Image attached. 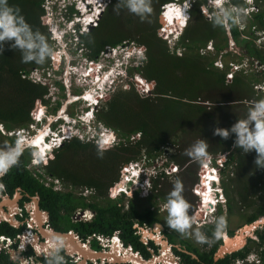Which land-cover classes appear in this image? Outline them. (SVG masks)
Here are the masks:
<instances>
[{"label":"trees","instance_id":"trees-1","mask_svg":"<svg viewBox=\"0 0 264 264\" xmlns=\"http://www.w3.org/2000/svg\"><path fill=\"white\" fill-rule=\"evenodd\" d=\"M43 1L7 0V6L20 9L26 22L31 26L35 42L41 45L37 34H42L51 51L52 42L49 39V33L41 23ZM108 1L109 4L97 25L79 37V44L87 50V57L90 60L98 58L107 47L115 48L130 42L137 47H142L145 58L141 68L137 69V73L146 82L153 84L150 96H141L130 84L128 88L119 86L111 92L106 102L99 103L94 113L95 120L116 136L118 141L112 148L101 150L91 142H81L71 138L63 141L55 150L54 160L44 167L45 173L55 178L60 177L63 183L69 186L68 192H54L45 187L38 178L33 177L26 169L30 158L29 152H26L19 157L18 164L10 168L9 177L12 183L7 182L11 184V189L8 185V193L11 194L16 187H20L28 191L31 196L38 195L42 200L41 209L50 211L53 217L59 216V212L62 211L65 216L59 224L64 223L66 227L57 228L62 231L75 230L76 226L70 222V218L77 209L88 208L97 211L96 221L80 224L79 227L91 235L99 232L101 228H106V221L110 229L105 234L111 236L117 230L130 229L131 221L127 220L128 225L125 227L120 224L123 223L121 219L131 216L142 217V219L146 217L139 215L131 202L128 203V210L121 214L124 209L121 199L123 197L116 201L107 198L104 200V198L102 201L104 205L100 206L95 202L86 203L74 192L86 188L98 190L97 195L104 197L106 185H110L114 180L111 176L115 177L118 166L138 161L142 157L158 156L168 145L173 148L179 147V136L186 135L198 141L203 140L207 145L206 154L230 152L227 171L235 168L236 172L233 177L225 176L226 180L224 181V178L222 180L225 195L230 199L237 198L238 201L235 200V204L240 202L241 207L243 205L246 207V212L239 215L243 224H250L263 216L264 169L251 167L254 162L248 161V159L252 160L253 157L249 158L252 155L256 156L255 152L243 153L240 149L233 147L234 134L227 140L213 134L216 128H230L237 119H240L241 112L245 116L252 102L261 99L253 90V87L261 80L250 82L242 73L243 71H240L238 74L234 73L232 79L227 82L228 71L218 70L213 66L212 60L205 62V57L200 55V50L204 49L209 42L213 44L214 56L225 51L228 46L227 31L217 22L218 16L213 17L211 21L205 20L200 13L203 1L198 0L190 11L191 19L188 25L178 41L170 48L167 42L158 36L157 17L160 7L174 0H150L152 11L144 19L128 12L125 0H121L119 8H116L118 0ZM230 5L236 10L234 13H237L239 7L245 3L241 0H232ZM164 21L167 22V19ZM182 25L183 23L179 24V26ZM119 26L123 28L119 30ZM228 26L232 38L237 39L241 35L245 37L243 41L241 40L244 44L245 56L251 62L257 63L260 69L264 68V46L259 48L253 41L256 38L255 33H264L263 10L252 13L248 23L240 31L232 21L228 22ZM219 37L220 42H217ZM11 43L12 41H6L5 50L3 54H0V122L7 130L26 128L31 122L30 113L36 101L42 99L47 91L42 85L24 79L22 76L30 72L33 67L47 66L50 57L46 55L43 63L21 62V53L24 50L9 49L8 45ZM38 51V48L33 50V52ZM256 74L264 78V72L259 70ZM137 80L143 82L138 77ZM57 85L61 90L63 89L61 84L57 83ZM241 88L245 92L238 94L242 91ZM210 93L214 96L221 94L223 96L214 100L212 107L206 108L203 103L210 100L207 95ZM135 135L139 136L138 139L131 140ZM13 143L14 140H10L9 145L12 146ZM101 151L102 156L98 155ZM169 160L180 170H184V173L175 179L179 178L182 183L181 196L189 205L187 210L189 216L193 208L190 188L196 182V167L194 169L187 165L192 158L182 150L177 154H171ZM186 165L187 167L184 168ZM242 183H250V185H241ZM163 184L169 185L168 182ZM237 186L243 193L235 190ZM170 187L172 190L173 185ZM156 188L161 189V186ZM258 193H260L259 196ZM152 196L155 194L153 193ZM158 197L164 198L162 194ZM249 199L253 200L248 202ZM99 219L101 224L100 221L98 223ZM145 221L157 222L152 217L143 219L142 222ZM3 228L8 229L7 225L0 226V234ZM127 232L124 231L123 234ZM209 263H211L210 257ZM215 264H229V261L221 260Z\"/></svg>","mask_w":264,"mask_h":264},{"label":"clouds","instance_id":"clouds-1","mask_svg":"<svg viewBox=\"0 0 264 264\" xmlns=\"http://www.w3.org/2000/svg\"><path fill=\"white\" fill-rule=\"evenodd\" d=\"M209 1H211L216 6L214 10L217 12V15H218L217 22L220 23L222 26L227 27L228 28L227 31L229 32L228 22L229 21H232L233 23L235 22L234 17H233L235 16V14H233V12L236 10L232 9V7L226 2V0H209ZM220 1L222 2L221 5L217 6V3ZM177 2L178 0H174L172 3H168L162 6L164 9V12H162L163 10L162 9L160 10V12L162 13L161 14L159 13L158 15L159 17L163 16L166 12V9L172 5L178 6L180 9H183V11L182 10L181 11L186 18L184 26L181 28V30L178 28L177 29L178 31L171 32V33L168 32L166 34L165 39H162V40H165L166 42L168 41L167 44L170 48H172L174 43L178 41L182 32L188 25V23L186 24V22L188 19L189 20L191 19L190 11L195 5V0H193L192 2L183 1L181 4H177ZM248 2L250 4H248ZM245 3H246L245 6L247 5L245 10H247V8L251 7L253 2L252 0H247L245 1ZM125 4L130 13L140 16L141 19H144L152 11L150 7V0H125ZM188 4H189V7H186ZM80 5L83 10L80 8ZM46 6L47 8H49V11L45 9ZM104 6H106L104 4V0H86L85 2H82V3L80 2V0H46V2L43 3L42 5L43 15L42 16L46 19V21L44 20L45 24L43 25L46 27L49 33V36H51V41L53 42L52 45H56L62 49V55H61V57L63 58L62 61L64 64L67 65V68L63 72L62 78L64 77L67 78V74L69 75L68 71H66L67 69L70 70L71 68H75V62L73 60V58H75L74 56L75 53H81L82 49H85L79 44L80 42L79 37L83 35L84 33L86 34L88 28L91 29L93 25L95 26L97 25L96 24V20H98L97 17L103 11ZM120 6H121V0H118L116 8H119ZM94 12H97L95 20L93 19ZM202 16L205 18V16H209V15L203 12ZM159 17H158V23H159ZM213 17H215L214 14L212 15V17L209 18V20L207 18V21H211ZM86 19H88V21H85ZM160 32L166 33V30H164V25H163V28L160 29ZM172 34H177L176 39L174 41L169 40ZM33 35L34 34L31 31V26L26 22L25 18L20 12V9L18 7L13 8L11 6H7V0H0V54H3L5 50L4 43L6 41H12V43L8 45L9 49L24 50L21 53V62L43 63L45 60V56L46 55L47 57L51 56L52 52L50 51L48 44L45 42L42 34H37V38L41 41V45H38L35 42ZM57 39H59L60 41L58 42ZM169 41H171L173 44L171 43L170 45ZM119 46L123 47L124 49H121V52L118 58L116 59L109 58L111 59V61L107 59V63L106 65H104V70H103V67H101V65L96 64V66L98 67L96 75L94 76L91 74L92 76L91 77L90 74L88 73L89 71H91V69L89 67H86L85 69L87 71V74H85L84 76L88 78L90 77L91 82L95 83L93 88H90V90H94L93 97L97 98L98 102L99 100L101 101L103 99V95H104L100 93L101 88L105 86H109L110 90L108 91L113 92L119 86H125L124 84H118V82H120L122 79L126 77L127 72L128 73L131 72L130 75L128 76L129 79H131L133 74L137 75L135 70L141 67V64L144 60L143 58H141V53L138 51L137 46L134 43L130 42V43H125L124 45H119ZM37 48L39 49V51L33 52V50ZM106 49L101 54L105 53ZM111 49H115V48H111ZM142 50L144 52L143 48ZM209 50L210 48L207 50H203V49L200 50V55H202L201 54L202 51L208 52ZM90 62L93 63L92 60H90ZM36 67H42V66H36ZM36 67H33V68L36 70ZM45 67L48 69L51 66L48 63V65ZM215 68H217L218 70L221 69L220 67H215ZM234 73L230 74L228 72L226 74L227 82H229L232 79V76ZM60 75L61 73H57L56 77ZM228 75H230L231 77L228 78ZM137 77L140 78L139 76ZM53 78H55V75L51 76L49 73H46V75H44V78H41V76H39L40 80L43 79L44 81L48 82V84L51 86L48 89L44 87L47 91L46 95H48L49 92L51 93L54 86H58L57 83L61 84L63 89L65 88V86L63 85V83L59 81V79L57 80ZM134 80H135L134 82H136V84L138 83V85L140 84L147 85L149 87L150 92L152 91V88H153L152 83L148 85L144 81L143 82L138 81L136 77L134 78ZM66 83H68V80L66 81ZM263 90H264V87H263ZM86 102L88 103V101ZM98 102L96 103L93 102L94 105H92V107L96 106ZM36 103L31 112L38 110L37 107L39 105L38 103L37 104ZM88 112L89 111L85 112L84 114H87ZM52 118L54 117H52L51 115L49 116L47 111L42 112L40 110L38 120H36V118L32 119L31 113H30V119H31L30 126H32V131L36 132V127L34 126V123H37V122L39 123L41 120H42V123L55 124L59 121L64 123L63 117L59 118V116H56L55 119H52ZM91 120L92 118H89V120L78 122L77 125L75 126L74 136H70L71 133H69L68 130L64 133L59 134L58 130L56 131L52 130L53 132L50 133V131L47 132V130L45 129L46 134L44 135L43 140L47 144L48 140H46V137H49V134H50L51 138L56 143H54L52 146L51 145L49 146L52 149H54V147H57L56 149H58V147L62 144L63 141L69 140L71 138L77 139V136L79 133L84 136H87L89 134H85L86 129L92 128L93 130H95L96 128L99 127L97 131V134H98L97 144H99V140H102L103 142L106 141L107 142L106 145H104L103 142L101 144H103L104 147H107L108 145L109 146L108 149L112 148L113 146L110 147L109 144H112L115 140H117L114 133L111 130L105 128L103 125L102 126L104 128L100 127L101 124L98 123L95 120V118H93L94 122ZM3 126L4 125L0 122L1 129H3ZM82 127L84 128L83 130L81 129ZM19 129L20 128H15L13 132L7 133L6 135L5 133L2 134L0 131V135H1L0 138H4L7 136L16 137L15 142L13 143V146H10V147L8 145L0 146V176H3L5 173L9 171L10 168L18 164L19 157L25 149L23 145H27L29 143V141L26 140L25 138H22V139L18 138L20 137L21 134H23V131ZM102 130H104V132H102ZM68 134L69 136H67ZM213 134L218 135L223 140H227L231 135L234 134L233 147L240 149L243 153H249V152L254 151L256 154L255 159H254L255 166L257 168L264 169V98L253 101L251 106L248 107L244 118L237 119L236 122L233 125H231L230 128L228 129L216 128L214 129ZM108 138L110 140H104ZM91 143H93L94 145L98 147L96 143L94 142H91ZM103 145H101V148H103ZM206 147L207 145L203 140L197 141L189 149L186 150L185 154L191 157L192 159H194L196 161V164H198L199 161L206 159V155H209V154H206ZM29 148L33 149L31 153L32 152L37 153L38 147L29 146ZM52 149L49 152L46 151L45 152L46 155L44 156H42L40 153H39L40 155L38 154L36 158H33L31 156L28 160V165L26 167V169L34 177L38 178L40 182H42L43 184L48 182L47 186H49L52 183V181L54 180V177H48L46 173L42 174V171L44 170V167L48 164L47 155H50V154L51 156L53 155ZM98 155L102 156V151L98 152ZM54 157L55 156H53V158ZM153 158L154 157L148 159L147 157H142L141 159L144 162V165L142 167L138 166L137 164L133 166V169L130 173L131 178L125 184L126 188H130L129 189V191L131 192V193L129 192L130 197L132 194H137L141 192L142 190L148 191V188L152 190L154 187V182H156L158 178H162L165 176L166 172L164 169L161 168V166H158V169H157L158 171L154 170L151 167L154 164ZM35 161L37 162L36 167L33 166ZM132 162H137V161H132ZM43 163H46V164H43ZM132 164L133 163H130L129 165H132ZM38 165L42 167L41 171L40 169H37ZM43 165L45 166L43 167ZM122 165H128V164L127 163L121 164L120 166ZM37 171H39V173L41 174L39 177H37L38 176ZM223 171H227L226 162L223 168H221L219 172L220 175H222ZM111 184H113V181L111 182ZM181 192H182V183L179 180V178H177L174 181L173 190L168 194V197L165 202V208L168 213L165 223L167 224L169 228L175 229L181 233H185L186 230L189 229V227L191 226V223L193 222L194 218L192 219L189 218L187 214L189 205L182 198ZM121 197H124V195L122 194ZM225 227H226L225 218L223 216L218 217L216 220L214 235L219 236L222 233V231L225 229ZM195 236L198 241L200 242L205 241V237L201 235L199 232H196ZM61 248H63L62 241L59 238L54 239L52 250L50 253H48L50 257V264H59V262L62 259L59 256V252Z\"/></svg>","mask_w":264,"mask_h":264},{"label":"flooded vegetation","instance_id":"flooded-vegetation-1","mask_svg":"<svg viewBox=\"0 0 264 264\" xmlns=\"http://www.w3.org/2000/svg\"><path fill=\"white\" fill-rule=\"evenodd\" d=\"M207 1L209 0H203L200 9L202 8L203 9L202 11L204 13L212 17L214 12L216 11H212L211 9V13H210L209 11L206 10L205 4ZM254 1L257 2L259 0H252V2ZM245 9H246L245 7H240V9H238L240 12L239 14H242L243 16V12L245 11ZM252 9H254V7H252ZM234 20H235V16H234ZM248 62L250 64L253 63L251 62V60ZM48 114L49 116L51 115L50 113ZM62 116L64 118V111L61 112V114H59V118ZM52 117H56V114L54 112L52 113ZM29 126L30 123L26 128L19 129L23 131V134H21L20 137H18L19 139H21V137H25L24 136L25 130L27 132L32 131V128H30ZM3 129L5 135L15 130V128L7 130L5 126H3ZM4 139L7 141V144L4 145L10 146L9 145L10 140H14L15 142L16 137L7 136L4 137ZM4 145L0 144V146H4ZM229 153L227 154V161L229 159ZM53 156L54 155L51 156V154L47 155L48 164L54 160L55 157L53 158ZM252 157L254 158L255 156L252 155L249 158ZM253 158L252 160L248 159V161L250 160L254 162ZM202 164H203L202 160L199 161V163L197 164L199 169L203 171L201 174H203L207 170L206 168L205 169L203 168ZM187 165L184 168H186ZM172 166L175 165L172 164L171 167ZM230 166L232 167V165ZM210 167H214V166L211 163H209L208 169H210ZM251 167H256V166L255 164H253ZM9 171L5 173L3 176H0V204H2L5 198H7L9 201H12L16 195H19V199L16 203V207L12 208L11 210L13 211V213H11V211H9L6 207L4 206L2 207V212L8 215L9 219L12 220L13 224L10 222V220H6L5 219L6 217L4 218V215H0L1 218L0 226L7 225L8 227L7 230L6 229L4 230L3 228L0 234V264H50V257L48 253H50L52 250L50 247L51 241L49 240V237L45 236V234L42 233V231H52L53 233H66L68 231H72L75 234V237L82 244H88L89 248L94 251H98V252L108 251L114 245L124 249L130 248L132 252L137 253L144 260H149L151 258H161L163 261L158 262L157 264H215L213 262V256L217 248L222 244L221 235L225 233L226 236L232 237L234 235V232L238 229L236 227L230 226L232 216H236L238 219H240L239 215L244 214L246 212L245 209L246 207L244 205L241 207L240 202L235 204V200L238 201L237 198L230 199L225 195V192L223 190V186H222L223 178H225V176L233 177V174L236 172L235 168L231 169L228 172L225 171L223 175H220V173H217V175L214 174L215 177L214 181L217 182H213V180H211L209 189L206 188L204 183L202 184L201 181L202 178L200 177L201 176L200 172H197L196 170L195 173L196 182L190 188V194L192 193L191 195L193 200V208L191 214L189 215V218L192 219L193 215L197 213H201L200 209L202 205H204L205 214L200 218V222H197L200 225L199 228L201 230V235L205 237L204 242L198 241V244H196L194 240H192L188 236H185V233L178 232L177 230L171 229L167 226L165 221L168 213L165 206L162 207L161 205L162 203L165 202V199L159 198L158 196L159 194H162L163 197L168 196L171 190L165 189V192L161 193L160 189L157 190L156 185L153 187L152 192H150L149 196L147 192H145L144 194L145 197H147V199L149 200V204H147L145 208L138 211L136 205L133 206L135 207V210L138 212L139 215L146 217L143 219L147 220L148 218L152 217L157 222H152V223H148L147 221L142 222L143 221L142 217L131 216L130 218L121 219L123 223H120L126 227V225H128L127 220H130L132 224L129 230H125L123 228V231L117 230L116 232H113L111 236H107L105 233L108 231V229H110V226L105 221L106 228H101L98 230L99 232L88 235L79 227V225L89 224L93 221H96L97 211H92L88 208H85V209H77L74 215L70 218V222L72 224H75L76 226L75 230L67 229L65 231H62L57 229V228L63 229L66 227L64 223L59 224V221L63 218V216H65L62 211L59 212V216L53 217L50 211L41 209L42 200L38 195L31 196L29 195L28 191L21 189L20 187H16L11 194L8 193L7 191L8 185L9 188L11 189V184H9L11 182L10 181L11 177H9L10 176ZM183 173L184 170L181 171L178 175ZM47 176L52 177L49 175ZM175 178L176 177H174V181ZM206 179L207 177L205 175V178L203 180L206 181ZM173 184L174 183L171 180L169 186H172ZM244 184L250 185V183H242L241 185ZM45 187L57 193L69 191L68 189L69 186H66L60 177L57 178L54 177L52 183L49 186H45ZM66 187L68 189L67 191L65 190ZM198 187H200L199 188L200 193L199 195H195L193 190L194 188H198ZM239 188L240 187L237 186L235 190H238V193H243V191ZM206 190H209L210 198L209 201L205 202L203 195L206 192ZM153 192H155V196H152ZM74 193L76 194L77 197L83 198V200L86 203L95 202L99 204L105 198V196L100 197L99 195H97L98 190H92L86 188L78 189ZM139 193H143V192L141 191ZM259 195L260 193H258V196ZM33 198H37L38 200L37 206L42 215V217L39 220L41 223L40 227L36 225L35 220L31 216V212H29L26 208L27 206L32 204ZM130 198L133 199V196H131ZM153 198L154 200H157L158 203L152 201ZM253 199H249L248 202H250ZM240 201L244 202L245 200H240ZM128 208L129 205H127V208L124 207L121 214H124V212L127 211ZM230 212H232V214ZM221 216L225 218L226 227L219 236H215L214 231H215L216 220L218 217ZM160 217L163 218L160 219ZM99 221L101 224V219L98 220V223ZM156 224H158L160 227H155ZM191 224H194V222H192ZM124 231H128L127 234H123ZM254 237L255 238H248L246 240L245 245L240 250H238L237 252L231 255L225 256L222 260L227 259L229 261V264H264V238L262 239V237H264V227L262 229L257 230L254 233ZM163 243L165 247H163L162 245ZM42 245L45 246L40 250V253L36 252V247L38 248L39 246ZM59 256L62 258L59 264H78L81 261V259H79L78 257L73 258L67 256L62 248L59 252ZM209 257L211 259V263H209ZM86 264H109V263H101L99 261L93 263L87 260ZM121 264H128V263H121Z\"/></svg>","mask_w":264,"mask_h":264},{"label":"rangeland","instance_id":"rangeland-1","mask_svg":"<svg viewBox=\"0 0 264 264\" xmlns=\"http://www.w3.org/2000/svg\"><path fill=\"white\" fill-rule=\"evenodd\" d=\"M85 1L86 0H80L81 3L85 2ZM183 1L192 2L193 0H178L177 4H181ZM197 1L198 0H195V4L197 3ZM44 2H46V0H44L43 3ZM43 3H42V5H43ZM104 4L106 6H104L103 11L97 17L98 20L101 18V15L103 14V12L106 9V7L108 6L109 1L108 0H104ZM248 4H250V3L248 2ZM42 5H41V7H42ZM173 6H175V5H173ZM186 7H189V4ZM240 7H245L246 8L247 5L246 6L245 5H241ZM240 7H239V9H240ZM252 7H254L255 9L252 10ZM80 8L82 9L81 5H80ZM205 8H206L207 11H209L211 13V9H212V11H215V10H213V8L215 9L216 6L213 3H211L210 1H207L206 4H205ZM45 9L47 11H49V8H47V6H46ZM162 9H163V7H160V10H162ZM172 9H174V10H172ZM260 9H262L263 12H264V0L257 1V2L254 1L250 8H247V10H245L244 12L241 10L243 12V16H242V14H239L240 12H237V13L233 12V14H235L234 26L237 27L238 30L240 31L242 28H244L246 26V24L248 23V20H250V18L252 16V13H255L257 10L259 11ZM202 10L203 9L201 8L200 9V13L201 14H203ZM127 11H128V9H127ZM172 11H175V8L171 6V8L167 9V11L164 14V20L167 19V26H168V21H171V19H172V17H171V12ZM219 11H218V13H219ZM162 12H164V9L162 10ZM162 12H160V14ZM96 14H97V12L93 13V19L94 20L96 19ZM214 16H218L217 12L216 13L214 12ZM158 17H157V20H158ZM43 18L44 17L42 16L41 23L45 24L44 20L46 21V19L45 18L43 19ZM205 18H206L205 20H207V18L209 20L210 17L209 16H205ZM98 20H96V24L98 23ZM185 20H186V18L183 15V16L175 17V19L172 20V21H173L174 27L175 26L178 27L180 23L184 24ZM188 20H187L186 24L188 23ZM121 22H123V21H121ZM93 27H95V25H93L91 28H93ZM122 28H123V26H119V30H121ZM161 28H163V25L160 24L159 28H158V31H157L158 32V36L161 39H165L167 32L166 33H161L160 32ZM166 28L168 29V27H166ZM225 29L227 31L228 28L225 27ZM89 30H90V28L87 29V32H89ZM176 36H177V34H172L170 36L169 40L174 41L176 39ZM227 36H228V46L225 49V51H222L217 56H214L215 51L213 49V44H211L209 42L206 45V47L203 50H207L209 48H211V49L208 52L202 51L201 54H202V56L205 57L204 61L205 62H210L212 60L213 61V66L220 67L221 68L220 70H227L230 74H232L234 72H235V74H238L240 71H243L242 73L245 74L246 79H248L250 82H252V80L253 81L256 80V82H259L261 80V82L259 84H256L253 87V90H255V92H256L255 95L257 97L259 96L260 98H264V90H263L264 78L262 79L263 76L256 74V72L259 73V70H260V72H264V68L260 69L261 67H258V64L255 63V62H253L251 64L248 62V61H250V59L245 56V52H244V48H243L244 44L242 42L245 37H243L241 35L237 39H234V38H232L230 36L228 31H227ZM255 37L256 38L253 40L254 44L257 47H259V48L264 46V33L257 32L255 34ZM49 39L51 41V36L49 37ZM57 41L59 42L60 40L57 39ZM217 42H220V37H219V39H217ZM171 43L172 42L169 41L170 45H171ZM55 46L56 45H51L52 55L49 57V61H50L49 64H50L51 67H49L48 69L46 67H43V66L42 67H36V70L33 73H34V76L38 77V78H39V76H41V78H44V75H46V73H49L51 76L55 75V78H53V79H57V80L59 79V81L61 83H63V85L65 86L64 89L61 90L58 86H54L53 90L51 91V93L49 92L47 97L39 99V101H41V100H49V101L46 102L47 103L46 111L48 113H50L51 116H52L53 112L56 114V116H59V114H61V112L64 111V116H67L68 120H65V117H64V119H63L64 123L59 121V122H57L55 124L42 123V120H41L39 123L38 122L34 123V126L36 127V132H33V131L27 132L25 130V132H24V136L25 137H21V139L22 138H25L26 140L31 139V137H33L35 135V133H37V134L40 133V134H42V136H44L45 133H46V130H47V132L50 131V133L53 132L52 130H54V131L58 130L59 134L64 133V132H66L68 130L69 133H71L70 136H74L75 135V126L77 125V123L78 122H83L85 120H89V118H92L91 121L94 122L93 118H95V114L94 113H95V110H96L97 106L99 105L100 102H106L108 100L110 94H111V92L108 91V90H110L109 86H105V87L101 88L100 93L104 94L103 95V99L101 101L99 100L98 104L96 106L92 107V105H94L93 102L91 100H89V99L85 100V98L87 97L85 94H87L88 92H91V94L94 95V92H93L94 90H90V88H93L95 83L91 82V78L90 77L88 78V77L84 76L85 74H87V71L85 69H86V67H89L91 69V71H89L88 73L90 74V76H91V74L95 76L96 72H97V69H98L96 64L101 65V67H103V70H104V65H106L107 59L109 61H111V59H109V58H114V59L118 58L119 54L121 52V49H124L123 47L119 46V47H115V49H111V48H108V47H107V49L105 48L106 49L105 53L101 54L98 59L92 60L93 63H91L90 60L87 57V54H88L87 50L86 49H82L81 53H75V55H74L75 58H73V60L75 62V68H71L70 70L67 69L66 71H68L69 75L67 74V78H65V77L62 78L63 72L67 68V65L64 64L63 61H62L63 60V58L61 57L62 49L59 48L58 46H56V48H55ZM137 49L141 53V58L144 59L145 57H144V54H143L142 47H137ZM135 52H136V50H135ZM89 63H91V64H89ZM57 65H59V66H57ZM141 66H142V64H141ZM226 67H227V69H225ZM139 68H141V67H139ZM66 71H65V73H66ZM135 71L137 73V69ZM57 73H61V75L56 77ZM130 73L131 72H129V73L127 72L126 73V77L124 79H122L120 82H118V84H124L125 85L124 88H128L130 83H132L133 87L135 88V90L136 91H140L139 88H138V83L136 84V82H134L135 81L134 78L135 77L137 78V76H139L142 79V81H144V82H146V81L138 73H137V75L133 74L131 79H129L128 76L130 75ZM243 78H245V77H243ZM67 80H68V83H66ZM41 81H44V80L41 79ZM146 83L148 85L150 84L148 82H146ZM242 89L243 88H241V90ZM242 92H245V90H242V91L238 92V94L242 93ZM149 95L150 94L144 95V96H149ZM207 95H209V98H210L211 101L209 100V101H206V102L203 103V105L206 108L212 107L214 105L213 101L217 100L218 97L223 96L222 94L221 95H216L215 94L216 96H214L211 93L207 94ZM86 101H88V103ZM57 103H59V105H57ZM239 106H241V105H239ZM87 111H89V112L87 114H84ZM242 118H244L243 112H241V115H240V119H242ZM52 119H55V117L52 118ZM100 127L104 128L102 125ZM81 129L83 130L84 128L82 127ZM98 129H99V127L96 128L95 130H93L92 128L85 130L86 131L85 134H89V136H92L93 139L91 141H93L94 143L97 140V135H98L97 131H98ZM38 130H41V131H38ZM102 132H104V130H102ZM67 136H69V134ZM134 138L135 139H133V140H137L138 136L135 135ZM179 138H180L179 141H178V146L179 147L173 148L171 145H168V147L165 148L166 152L163 151L158 156H155L153 158L154 164L151 167L154 170L158 171L157 170L158 166H161V168L164 169L165 172H166L164 177L158 178L157 181L154 182V186L155 185L156 186H161V189H160L161 193H164L165 189H170L171 188L168 184H163V183H167L168 182L170 184L171 180L174 183V177H177L178 174L181 171H183V170H180V169H177L176 171H173L174 169H171L172 163L169 160V156L171 154H175V153L177 154L178 151H180V150H182V152L185 153L187 149H189L193 144H195L198 141V139H192L191 136H186V135L185 136L180 135ZM0 140H1L0 144H3V145L7 144V141L4 138H0ZM46 140H48L47 141V145L48 146L49 145L52 146L54 143H56L51 138L50 134H49V137H46ZM117 141L118 140H115L112 144H110V147L115 146L117 144ZM28 145L29 144L23 145L25 149H24V151L22 153L24 154L26 152H29L30 157L32 156L33 158H36L38 156V154H39V148L37 150V153H34V152L31 153V151H33V149L29 148ZM56 148L57 147H54V149H52L53 150V155H54V151H55ZM101 149L107 150L108 147H103ZM46 163H47V161H46ZM46 163H43V164H46ZM130 163L137 164L140 167H142L144 165V162L142 161V159L138 160L137 162H130ZM130 163H127V164H130ZM188 163H190V164H188L190 167H193L194 169L196 167L197 172H199V167L197 166L196 161L194 159L190 160ZM34 164H35V166L37 165L36 161L34 162ZM44 166L45 165H43V167ZM41 168L42 167L40 165L37 166V169H40V171H41ZM252 169H255V168H252ZM230 170L231 169H229L228 171H230ZM42 174H45V170L42 171ZM111 178L113 179L114 177L111 176ZM225 180L226 179L224 178V181ZM110 187H111L110 185H106L107 192L108 193L111 192V194L107 195V193H105L104 196L105 195L106 196H105L104 200H106V198H107V199L116 201L117 199L121 198V196L117 197ZM199 188L200 187H198V189ZM65 190L66 191L68 190L67 187H66ZM157 190H159V189H157ZM143 191L144 190H142V192ZM145 192H147V194L149 196V194H150V192H152V190L148 188V191L145 190L143 193L132 194L131 196H133V199H131L129 195L128 196L126 195L123 198H121L123 200L124 207L127 208L128 203L131 202L133 205H136V208H138V211H140L143 208H145L147 206V204H149V200L144 195ZM153 193L155 194V192H153ZM167 197L168 196L164 197L165 202H166ZM152 201H154L155 203H158L157 200H154V198L152 199ZM164 203L161 204L162 207L165 206ZM99 204H100V206H103L104 202H100ZM161 218H163V217H160V219ZM199 226L200 225L198 223L191 224L189 229H187L186 232H185V236H188L189 238L194 240V242H196V244H198V240H197V238L195 236V233L199 232L201 234V230H200ZM230 226L236 227V228L239 229V228H241L243 226L242 220L238 219L236 216H232Z\"/></svg>","mask_w":264,"mask_h":264},{"label":"water","instance_id":"water-1","mask_svg":"<svg viewBox=\"0 0 264 264\" xmlns=\"http://www.w3.org/2000/svg\"><path fill=\"white\" fill-rule=\"evenodd\" d=\"M159 23L163 25L161 17H159ZM19 199V195H16L12 201H9L5 198L0 204V215H4L6 220H10L13 224L12 220L9 219L8 215L2 212V207H6L9 211L12 208L16 207V203ZM32 204L27 206V210L31 212V216L35 220L37 226L40 227V218L42 217L41 212L37 206V198L32 199ZM13 213V211H11ZM16 213V212H15ZM1 219V218H0ZM155 227H160L158 224ZM264 227V215L258 217L255 221L250 224L243 225L241 228L237 229L234 232L232 237H228L223 233L221 235L222 244L217 248L213 256V262L216 263L219 260H222L225 256L231 255L238 250H240L246 243L248 238H254V233L262 229ZM45 236L49 237L51 241V249L53 247L54 239L59 238L63 243V250L65 254L70 257H78L81 261L78 264H86V261L101 262V263H109V264H157L158 262H162L161 258H151L149 260L142 259L137 253L132 252L130 248H120L117 246H112L108 251H94L89 248L88 244H82L76 237L72 231H68L66 233H53L52 231H42ZM165 247L164 243L162 244ZM45 245L36 247V252L40 253V250Z\"/></svg>","mask_w":264,"mask_h":264},{"label":"built area","instance_id":"built-area-1","mask_svg":"<svg viewBox=\"0 0 264 264\" xmlns=\"http://www.w3.org/2000/svg\"><path fill=\"white\" fill-rule=\"evenodd\" d=\"M34 71H35V69L32 68L30 70V72H28L27 74H23L22 77L24 79L30 80V81H32L34 83H39L43 87H45L47 89L49 87H51L48 84V82L41 81L38 77H35L34 76V73H33ZM230 77L231 76L228 75V78H230ZM138 88L140 90L138 92H139V94L141 96L148 95L149 92H150L149 87L147 85H145V84L138 85ZM47 96L48 95H45L43 98H45ZM44 101H45V103H44ZM44 101L43 100H41V101L38 100L37 101V103L39 105L38 106V110H37V113H36V111L31 112V118L32 119H35L36 118V120H38L39 119L40 110L42 112H45L46 111V109H47L46 108V106H47V103L46 102L49 101V100H44ZM30 127L32 128V126H30ZM0 131H1L2 134H4V130L3 129L0 128ZM77 139L79 141H82V142H93V141H91L93 139L92 136H89V135L84 136V135H82L80 133L78 134ZM133 139H135V138L132 137L131 140H133ZM102 142H103L102 140H99V144H97V140L95 141V143L98 145L99 148H101V145H103V144H101ZM103 147H104V145H103ZM107 147H109V146L107 145ZM226 159H227V153H218V154H215V155H213V154L206 155V159H203L202 160V163H203L202 166H203L204 169L206 168L207 170L203 174H201L203 172L201 169H199V172H200V175H201L200 177L202 178V180H201L202 181V184L204 183L205 186H206V188H207V182H209L208 177H213L214 174L217 175V173L220 172L221 168H223V166H224V164L226 162ZM215 161H216V163H215ZM209 163H211L214 167H210V169H208L209 168ZM214 163H215V165H214ZM135 165L136 164H132V165H129L128 164V165H122V166L116 168L117 170L115 172V177H114V180H113V184H110V186H111L110 188L112 189V191L115 193V195L117 197L118 196H121L122 194L124 196L130 195V193H131L129 191L130 188H126L125 187V184L130 180V178H131L130 177V173H131V171L133 169V166H135ZM33 166H35V164ZM171 169H174L173 171H176L177 170V167L176 166H172ZM37 173H38V176L37 177H39L41 174L39 173V171H37ZM205 175L207 177L206 181L203 180L205 178ZM213 181H214V179H213ZM44 185L47 186L48 183L46 182ZM193 192H194L195 195H199V193H200L198 188H194ZM105 193H107V195L108 194H111V192L110 193L107 192V189H105ZM200 212L201 213H197V214H195V215L192 216L194 218V220H193L194 224H196L197 222H200V218L205 214L204 205H202V207L200 209Z\"/></svg>","mask_w":264,"mask_h":264},{"label":"bare ground","instance_id":"bare-ground-1","mask_svg":"<svg viewBox=\"0 0 264 264\" xmlns=\"http://www.w3.org/2000/svg\"><path fill=\"white\" fill-rule=\"evenodd\" d=\"M232 0H226V2L230 5V2H231ZM243 3H245V1H247V0H241ZM221 1L220 2H218L217 3V6H220L221 5ZM231 6V5H230ZM172 7H174L175 8V11H172L171 12V17H172V19H171V21H168V26H167V22L166 21H164V15L163 16H161V20H162V22H163V25H164V30H167V33L169 32V33H171V32H175V31H178L177 29V27L175 26L174 27V24H173V21L172 20H174L175 19V17H177V16H183L184 14L182 13V11H183V9H180L178 6H173L172 5ZM232 7V6H231ZM171 8V6H169L167 9H170ZM167 9H166V11H167ZM232 9H233V7H232ZM172 10H174V9H172ZM182 10V11H181ZM239 12V11H238ZM85 21H88V19H86ZM164 22H165V24H164ZM185 24V23H184ZM184 24L182 25V26H179V29L181 30V28L184 26ZM166 27H168V29L166 28ZM84 75V74H83ZM96 80V79H95ZM80 81V80H79ZM85 85V84H84ZM93 86V85H92ZM83 87V86H82ZM88 87V86H87ZM94 92V91H93ZM87 97L85 98V100L86 99H89V100H91L92 102H94V103H96V102H98V99L97 98H95V97H93V95L91 94V92H88L87 94H85ZM65 117V120H68L67 119V117L66 116H64ZM88 119V118H87ZM39 131H41V130H39ZM46 134V133H45ZM43 137L44 136H42V134H40V133H36L33 137H31V139H28V141H29V145L28 146H36V147H38L39 148V153L42 155V156H44V155H46L45 154V152L46 151H50L52 148L50 147V146H48L45 142H44V140H43ZM104 140H110L109 138L108 139H104ZM106 141H104L103 142V144L104 145H106ZM49 144V143H48ZM211 175V174H210ZM215 177L213 176V177H208V180H209V182H207V189H209V186H210V181L211 180H213ZM209 198H210V192H209V190H206V192L204 193V199H205V202L206 201H209ZM88 213V212H87ZM86 213V214H87ZM48 245V244H47ZM48 248V247H47ZM166 258V257H165Z\"/></svg>","mask_w":264,"mask_h":264}]
</instances>
